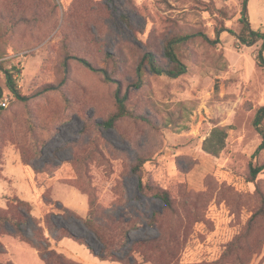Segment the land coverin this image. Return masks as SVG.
Masks as SVG:
<instances>
[{"label": "rangeland", "instance_id": "374dc122", "mask_svg": "<svg viewBox=\"0 0 264 264\" xmlns=\"http://www.w3.org/2000/svg\"><path fill=\"white\" fill-rule=\"evenodd\" d=\"M240 3L0 0L9 30L0 62L23 97L15 98L0 71V100L6 101L0 106V214L10 216L17 200L28 201V217L19 215L23 233L33 242L46 237L49 249L64 255L62 264H119L99 260L79 240L55 241L44 226L51 214L54 232L61 235L64 227L99 252L101 243L83 224L90 186L99 207L112 206L107 214L137 223L130 242L158 236L167 224L183 228L177 264L211 263L229 248L232 260L264 264V170L249 181L250 165L264 163V150L255 154L261 137L253 124L264 105V67L255 61L262 40H238ZM246 10L250 27L264 33V0H248ZM182 36L177 53L184 72L147 68L135 85L142 54L151 51L169 64L166 41ZM107 51L120 56L115 69L106 64L109 80L82 62L100 69ZM117 87L157 126L123 117L105 127ZM215 126L227 137L212 155L203 141ZM139 156L146 162L134 171ZM147 179L169 191L173 211L138 188ZM13 232L11 223L0 226V264H43L38 250Z\"/></svg>", "mask_w": 264, "mask_h": 264}, {"label": "trees", "instance_id": "16d2710c", "mask_svg": "<svg viewBox=\"0 0 264 264\" xmlns=\"http://www.w3.org/2000/svg\"><path fill=\"white\" fill-rule=\"evenodd\" d=\"M247 2L248 0H241V10L239 22L241 24L240 30L236 33L238 40L244 44H250L255 42L258 39L262 40L261 47L255 57L256 63L264 67V33L254 31L247 20ZM6 25L3 22L2 16H0V58L3 56V45L6 43L4 41V34H7L9 31L6 29ZM185 37V36H184ZM182 37H171L168 38L165 45L166 56L169 59V64H164L158 60L156 55L151 51H146L142 54L140 62L136 68L137 80L135 85L142 84L145 80V72L149 68L154 73H165L171 76H177L184 72L185 65L181 62L179 55L177 53L178 42L184 38ZM66 56H70L68 49L66 50ZM105 65L104 67L98 69L92 66L88 61L82 59V62L92 71H102L105 79H110V73L106 67L108 61L113 63L114 69L118 66L117 62L120 59L119 55H116L115 52H105ZM64 67L68 69V63L64 61ZM0 71H3L7 77V86L15 98H23L20 94L16 79L13 77L12 71L4 68L3 62H0ZM1 86H0V99L1 96ZM116 100V109L113 111L106 120L103 121L105 127H113L115 123L123 117H130L132 119H142L146 121L149 125L156 127L157 123L154 119L149 118L148 116L138 114L133 107L129 106L128 102V93L122 92L120 87H117L114 92ZM264 105L260 106L256 112L253 119V124L256 128V131L261 137V141L258 144L255 154L264 150ZM227 137L226 130L224 127L215 126L209 133V135L203 141V149L212 154L217 155L225 146V140ZM24 161V160H23ZM25 162V161H24ZM146 162V159L142 156L137 157L135 164L133 165L134 171H139L143 164ZM25 164H27L25 162ZM264 170V163L250 165L249 167V181H253L256 175ZM138 188L141 191H147L155 197L162 200L164 207L173 211V199L168 190L162 189L154 185L149 179L145 180L144 183L141 180L138 182ZM85 192L88 195V213L87 218L83 220V224L89 229L101 243L102 248L99 252L93 251V249L88 245L83 238L77 237L68 231L66 228L62 227V234L58 235L53 231L55 227L51 223V214L44 217V226L50 232L51 236L55 241L60 240L63 237L73 238L79 240L81 243L85 244L91 253L94 254L99 260L113 261L118 262L119 264H177L179 253L183 247V228H174V225L167 224L163 232L155 237H147L142 239H137L129 241V232L137 227V223L130 222L129 220H122V217L116 218L110 214H107L105 211L109 207H99L97 197L90 186L85 187ZM17 205H21L26 209L20 211L15 206V211L12 215H2L0 214V226L4 223H11L14 228L12 235L17 237L19 240L26 241L34 246L40 255V258L43 264H62L64 255L60 252H56L54 249H49V241L45 237L40 238L39 242H33L22 230V220L19 215L23 218L28 217L29 211L32 210V206L28 201L17 200ZM18 215V216H17ZM152 217H148L147 221H150ZM25 220V219H24ZM154 220V219H153ZM155 222V220H154ZM156 224V223H149ZM45 243V245L42 244ZM124 247H127L125 254L120 255V252ZM231 248L221 255V257L211 263L206 264H244L245 261H241L238 257L231 259L228 255V252H231ZM240 260V261H239ZM110 262V261H109Z\"/></svg>", "mask_w": 264, "mask_h": 264}, {"label": "built area", "instance_id": "2783aa9c", "mask_svg": "<svg viewBox=\"0 0 264 264\" xmlns=\"http://www.w3.org/2000/svg\"><path fill=\"white\" fill-rule=\"evenodd\" d=\"M0 106H2V107L6 106V101L0 100Z\"/></svg>", "mask_w": 264, "mask_h": 264}]
</instances>
